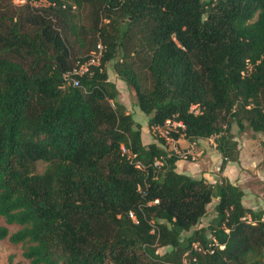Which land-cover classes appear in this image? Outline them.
Returning a JSON list of instances; mask_svg holds the SVG:
<instances>
[{
	"label": "trees",
	"instance_id": "trees-1",
	"mask_svg": "<svg viewBox=\"0 0 264 264\" xmlns=\"http://www.w3.org/2000/svg\"><path fill=\"white\" fill-rule=\"evenodd\" d=\"M7 1L0 0V241L22 244L32 264H183L185 256L264 264V210L247 208L241 187L222 177L216 216L196 229L214 187L177 172L181 158L164 148L166 139L143 144L105 70L117 60L150 130L182 123L168 137H216L223 166L237 162L233 125L264 135V0H46L36 8ZM83 9L106 46L102 69L63 88V75L97 46L95 39L85 56L76 46L74 13ZM102 12L112 31L99 27Z\"/></svg>",
	"mask_w": 264,
	"mask_h": 264
},
{
	"label": "rangeland",
	"instance_id": "rangeland-1",
	"mask_svg": "<svg viewBox=\"0 0 264 264\" xmlns=\"http://www.w3.org/2000/svg\"><path fill=\"white\" fill-rule=\"evenodd\" d=\"M41 1L39 5H41ZM68 4H73V0H64ZM4 4L10 6L7 0H4ZM25 4H29L36 8L33 0H12V5L14 7L20 8ZM43 4V2H42ZM12 6V8H13ZM76 18L74 22L77 24V37L76 41L78 44L76 46H81L80 55L85 56L92 50V43L97 40V43L101 40L100 31L95 30L92 16L88 9L76 10L74 13ZM114 18H119L118 12L111 14ZM107 12H102L100 18V28H110L109 20L106 19ZM124 21V20H123ZM114 24V23H113ZM102 41V40H101ZM103 42V41H102ZM83 46V47H82ZM115 61L109 62L105 70L108 74L109 81L113 82L119 91V101L126 106L127 112L132 114L134 120L141 125L142 129V139L143 144L146 146L151 143H160V140L165 136H169L168 132L173 131L176 126L172 123H167L165 127L161 128V131H155V129L150 130L148 127V117L142 113L137 106V100L132 88H130L123 80H121L117 72L115 71L114 65ZM232 132L234 134L235 140L238 142L239 158L237 162H227L223 166V157L217 150L216 137L213 139H196L194 147L190 144L193 142L186 141L184 143L188 146L183 153H188L187 157H182L179 161L178 166L179 171H184L187 175L195 179H205L209 184L214 187V192L216 196L213 198L212 203L208 206L207 215L201 223L196 227L208 228L212 220L215 218V206L217 204V185L219 184L220 178L225 177L226 170L231 167L232 175L239 176L241 181L240 187L244 190L246 197L247 206L253 207L254 210L260 211L264 210V148L262 142L264 141L263 134H256L251 129H247L245 132H240L236 124L232 127ZM163 134V135H162ZM172 142H167L164 148L168 152L173 150ZM223 166V167H222ZM47 167L46 163L40 162L37 164V172L42 173ZM206 177V178H205ZM217 183V184H216ZM4 219L0 217V226L4 225ZM11 232L18 230V227L10 226ZM169 248H159L158 252L160 255L168 252ZM183 260L189 261V257H184ZM10 259L13 260V264H32L29 260L23 256V245L13 244L9 240L0 241V264H10Z\"/></svg>",
	"mask_w": 264,
	"mask_h": 264
},
{
	"label": "built area",
	"instance_id": "built-area-1",
	"mask_svg": "<svg viewBox=\"0 0 264 264\" xmlns=\"http://www.w3.org/2000/svg\"><path fill=\"white\" fill-rule=\"evenodd\" d=\"M21 1L23 2L25 0H21ZM33 1H34V3H35L36 6L39 5V2L37 3V0H33ZM42 2L45 3L46 0L41 1V5H42ZM105 51H106V46L100 40L97 43L96 48L89 54L88 58L85 61L78 62L77 66L73 70H71V71H69V72H67V73H65L63 75V86L62 87L63 88L68 87V86L78 87L81 84V78L83 76L88 75V74L91 75L93 73V71H94L95 68L102 69V60L104 58ZM192 110H194L195 112H198L197 106H193L192 107ZM167 123H172L176 127H183V124L182 123L170 122V121H168ZM161 128L162 127H159L158 126V127H155L154 129H155V131L160 132L161 131ZM163 137H165V139H166V141L168 143L169 142H172V143L175 142V140L173 138H171V137H168V136H165V135H163ZM123 151H125L124 148H123ZM172 152H174L180 158L187 157V154H188V153L186 154V153H183V152H180V151H172ZM155 165L156 166L162 165V160H157L156 163H155ZM129 216H130V218L134 222L137 223L136 217H135V215H134L133 212H130L129 213ZM216 245H218V244L216 243ZM193 247H194L195 250H199V251L202 250V247H201V245L199 243H195ZM220 248L221 249H224V246H220ZM196 262H197L196 259H193L192 262L189 259V261H185V263L183 261V264H197Z\"/></svg>",
	"mask_w": 264,
	"mask_h": 264
},
{
	"label": "crops",
	"instance_id": "crops-1",
	"mask_svg": "<svg viewBox=\"0 0 264 264\" xmlns=\"http://www.w3.org/2000/svg\"><path fill=\"white\" fill-rule=\"evenodd\" d=\"M148 122V121H147ZM143 140V139H142ZM211 141H213V139H210ZM187 140H185L184 138L179 139L178 141L175 140L174 144H173V150L172 151H180L183 152L188 146H186L184 143H186ZM152 144V143H151ZM195 144V142L191 143L190 146L194 147L193 145ZM145 145V144H144ZM146 146V145H145ZM180 161H178L179 163ZM177 163V164H178ZM177 172L182 173V174H186L184 171H179L178 166H177ZM231 167L229 169L226 170L225 173V177L226 179H228L230 182H232L233 184H237L240 186L241 181L239 180V176L237 175H232L231 174ZM187 175V174H186ZM223 177V176H222ZM206 178V177H205ZM217 184V183H216ZM244 191V190H243ZM245 193V192H244ZM246 194L243 198V203L247 208H251L253 209V207L247 206L246 204V200H245ZM219 200V198H217V201Z\"/></svg>",
	"mask_w": 264,
	"mask_h": 264
}]
</instances>
